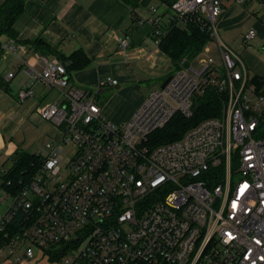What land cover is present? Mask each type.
Masks as SVG:
<instances>
[{"label": "built area", "instance_id": "built-area-1", "mask_svg": "<svg viewBox=\"0 0 264 264\" xmlns=\"http://www.w3.org/2000/svg\"><path fill=\"white\" fill-rule=\"evenodd\" d=\"M226 1L260 4L264 25V0L175 2L166 25L163 16L151 21L157 48L172 24L187 29L193 22L210 41L194 58H183L167 85L154 89L122 125L104 117L98 103L101 89L117 80L106 79L93 94L72 86L57 60L42 59L38 71L28 65L23 44L3 41L18 67H29L20 102L34 97L39 83L65 97L40 114L63 138L48 145L39 173L18 194L1 188L4 261L30 262L38 247L59 254L63 264H264V73L252 74L222 42L218 24ZM257 37L252 27L244 45ZM117 42L127 49L131 38ZM203 52L208 57L197 65ZM14 77L12 71L5 80ZM211 89L224 95L220 117L200 122L180 140L150 143L176 115L191 118L197 98ZM71 143L76 152L64 158Z\"/></svg>", "mask_w": 264, "mask_h": 264}, {"label": "crops", "instance_id": "crops-1", "mask_svg": "<svg viewBox=\"0 0 264 264\" xmlns=\"http://www.w3.org/2000/svg\"><path fill=\"white\" fill-rule=\"evenodd\" d=\"M155 1L26 0L25 11L15 26L19 33L18 41L26 47L24 57L28 65L38 71L43 68L42 59H52L34 52L29 44L24 43L26 41L41 37L66 55L79 49L85 50L92 63L75 72L71 84L88 91L98 90L108 78L117 80L116 86H107L112 92L102 112L111 122L122 125L132 118L146 99L141 91L142 83L153 80L156 84L153 89H159L175 69L172 60L155 44L151 21L158 16L164 17V25L169 21V16L159 13ZM224 6L225 13L220 21L238 4L226 1ZM153 9H157V12L153 13ZM253 15L259 19L258 13H253L249 20L253 19ZM125 35L131 38L127 49L117 42V37ZM12 57L16 58L6 53L0 61V74L4 80L8 73L15 71V77L8 82L5 80L6 86L0 88V156L9 159L15 153L16 146L7 135L11 134L15 121L21 125L26 119L35 121L49 138L56 142L62 140L61 130L43 120L40 114L52 103L65 100L60 90L39 83L35 87V96L20 102L17 94L29 80V67H18V60L5 65ZM107 87H103L100 93H104ZM113 102L119 106L126 103L130 106L129 110L122 111L118 107L109 109V103Z\"/></svg>", "mask_w": 264, "mask_h": 264}, {"label": "trees", "instance_id": "trees-1", "mask_svg": "<svg viewBox=\"0 0 264 264\" xmlns=\"http://www.w3.org/2000/svg\"><path fill=\"white\" fill-rule=\"evenodd\" d=\"M26 0H4L0 3V61L6 52L3 48V39L18 40L19 33L16 30V22L25 11ZM170 11L178 0H157ZM210 37L205 30H201L195 23H190L187 29H182L172 24L162 38L160 49L177 67L183 58H194L209 43ZM34 52L50 59L61 62L67 70L70 81L73 74L87 68L92 59L85 50L79 49L70 55H66L58 48L53 47L45 39L38 37L33 41H26ZM6 82L0 74V88L5 87ZM224 95L216 90H209L196 100L195 113L191 118L176 115L169 124L150 136L153 146L171 143L180 140L183 135L200 122L218 118L222 113ZM45 157L39 154L22 153L18 150L12 155L13 167L3 172L0 176V187L11 194L20 193L23 188L33 180L41 170ZM218 182H212L217 184Z\"/></svg>", "mask_w": 264, "mask_h": 264}, {"label": "rangeland", "instance_id": "rangeland-1", "mask_svg": "<svg viewBox=\"0 0 264 264\" xmlns=\"http://www.w3.org/2000/svg\"><path fill=\"white\" fill-rule=\"evenodd\" d=\"M155 3L156 6L159 7V13L172 14V12L168 11L167 7L161 4L159 1H155ZM262 12L263 11L261 10L260 4L258 3L253 2L245 5H238L236 9L229 10L228 15L225 16L223 20H219L220 22L218 24V31L222 42L227 44L235 52L239 53L243 57V59L247 63V66L251 69L252 74L264 73V50L262 49V47L264 46V25L254 15L252 20H249L248 17L252 16L253 13H258V16L260 17L262 15ZM229 16H231L232 18L230 19ZM252 27L257 30L258 37L250 45H244V35ZM210 49L211 54L218 59L216 46L211 45ZM205 57H208V54L203 52L201 56L197 58V65H199V60ZM15 60H17V58L12 57L10 61H7L5 63V65L10 64V62L16 63ZM172 74L173 72L171 73V75ZM142 84L143 87L141 88V91L144 94V97L147 98L149 94L154 90L153 88H155L154 86L156 84L153 80H145ZM105 89L106 91L99 94L98 97V103L101 107L107 104L112 92L111 88L107 87ZM88 91H91L93 94H95L97 92V89ZM116 107H118V109H121L122 111H127L129 110L130 106L126 103L122 106L115 104V102L111 104L109 103V109L114 110L117 109ZM7 137H9L13 144L16 146V150H19L22 153L39 154L42 156H47L49 154V144L56 143L54 139L49 138L42 132L41 127L38 126L35 121H29L28 119H26L25 123L22 125L19 124L18 121H15L13 124V130L11 134L7 135ZM63 148L64 158H71L76 152V146L73 143L64 145ZM12 167L13 161L8 157H2L1 155L0 176L4 171L9 170ZM0 196H4V192L1 187ZM8 201L10 202V199H8ZM6 203L7 201L0 202V215L6 209ZM33 250L35 254L34 259H32L30 262H22L20 264H63V260L59 259V254L57 253L49 256L45 255L44 250H42L41 248L35 247ZM0 264H12V261H4V258L0 257Z\"/></svg>", "mask_w": 264, "mask_h": 264}, {"label": "water", "instance_id": "water-1", "mask_svg": "<svg viewBox=\"0 0 264 264\" xmlns=\"http://www.w3.org/2000/svg\"><path fill=\"white\" fill-rule=\"evenodd\" d=\"M170 79H171V77H169V78L166 80V82L162 85L161 88H164V87L167 85V83L170 81Z\"/></svg>", "mask_w": 264, "mask_h": 264}]
</instances>
